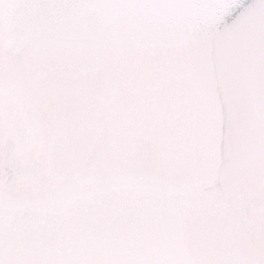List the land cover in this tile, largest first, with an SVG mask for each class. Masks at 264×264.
Listing matches in <instances>:
<instances>
[{
  "label": "water",
  "instance_id": "obj_1",
  "mask_svg": "<svg viewBox=\"0 0 264 264\" xmlns=\"http://www.w3.org/2000/svg\"><path fill=\"white\" fill-rule=\"evenodd\" d=\"M192 6L177 37L155 4H90L87 36L101 39L74 62L37 45L42 28L0 26V227L25 250L56 251L50 226L70 224L76 211L163 191L187 207L177 251L264 264L249 97L228 71L230 54L264 33V3ZM176 93L203 109L200 143L179 159L166 119Z\"/></svg>",
  "mask_w": 264,
  "mask_h": 264
},
{
  "label": "snow or ice",
  "instance_id": "obj_2",
  "mask_svg": "<svg viewBox=\"0 0 264 264\" xmlns=\"http://www.w3.org/2000/svg\"><path fill=\"white\" fill-rule=\"evenodd\" d=\"M142 2L155 4L157 11L168 13L165 23L170 26V34L177 37L185 19L195 12L194 0ZM93 3L111 4L113 0H0V26L11 20L25 28H42L37 45L61 61L74 62L99 46V36L94 40L88 38L89 28L84 19ZM65 4L73 7H55ZM38 5L42 7L33 15ZM20 13L23 20L17 21ZM57 13L62 21L49 19ZM228 71L240 80L249 97L256 143L254 159L259 168V187L264 192V33L253 45L238 46L230 54ZM202 111L200 106L189 103V97L175 94L166 115L173 127L169 140L175 146V158L200 143ZM73 217L70 224L58 221L50 226L61 238L58 249L52 253L37 245L25 250L16 236L6 234L0 227V264H234L217 256L194 260L176 250L187 220V207L179 194L169 199L159 191L139 200L101 202L90 211H76Z\"/></svg>",
  "mask_w": 264,
  "mask_h": 264
}]
</instances>
